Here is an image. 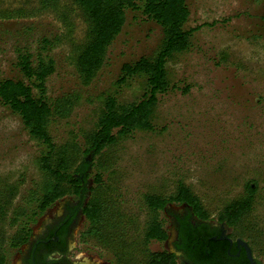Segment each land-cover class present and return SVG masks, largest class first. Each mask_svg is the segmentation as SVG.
Returning a JSON list of instances; mask_svg holds the SVG:
<instances>
[{"label":"rangeland","instance_id":"obj_1","mask_svg":"<svg viewBox=\"0 0 264 264\" xmlns=\"http://www.w3.org/2000/svg\"><path fill=\"white\" fill-rule=\"evenodd\" d=\"M186 3L190 16L184 28L197 29L189 49L167 62L175 87L160 96L154 119L157 130L136 131L111 146L103 158L105 182L114 187L111 193L120 200L125 223H129L128 237L137 240L148 219L146 194H171L182 181L200 197L210 219L217 220L229 202L245 194L247 182L255 180L253 208L234 232L264 261V0ZM87 30L83 12L73 0H0V78L20 76L18 48L34 54L43 51L56 63L47 83L49 96H65L74 102L70 113L56 116L51 125L58 143L94 128L107 95L114 94L121 102L137 100L144 91V80L133 78L119 85L122 65L155 56L163 41L159 24L147 20L140 10L127 9L126 22L108 48L103 66L90 84H84L75 58ZM44 40L51 42L46 50ZM41 149L20 116L0 104V192L7 185L18 188L8 216L0 221V234L5 238L0 251L6 254L7 264H16L28 244L20 249L9 246L16 229L10 218L41 181ZM62 199L38 217L33 235ZM160 217L171 234L165 211H160ZM85 228L82 216L78 254L85 252L107 264H118L109 247L95 237H82ZM147 247L170 250L169 240L152 241ZM132 255L139 258L142 253L138 249Z\"/></svg>","mask_w":264,"mask_h":264},{"label":"trees","instance_id":"obj_2","mask_svg":"<svg viewBox=\"0 0 264 264\" xmlns=\"http://www.w3.org/2000/svg\"><path fill=\"white\" fill-rule=\"evenodd\" d=\"M73 1L88 24L86 41L75 58L84 84H90L103 66L108 48L126 22L127 9L140 10L147 20L159 24L163 29V41L155 56H142L122 65L119 85L133 78L144 80V91L139 98L121 102L116 95H107L94 128L79 131L62 143L54 139L51 125L56 116L68 115L74 102L65 96L52 99L48 94L47 83L56 71L55 60L43 51L34 54L27 48L17 49L16 67L20 76L0 78V104L19 115L30 137L42 146L38 157L42 178L11 214L10 224L16 229L9 238V246L20 249L27 244L38 217L56 201L74 196L79 203L68 205L69 213L62 222L71 224L80 210L86 220L82 237H95L109 247L118 264H178L175 253L167 249L152 251L147 246L152 241L167 240L168 230L160 211L169 204H186L201 219H210L200 197L182 181L171 194H146L144 203L148 219L138 239L129 238V223H125L120 200L111 193L114 187L105 182L107 163L103 158L111 146L136 131L157 130L154 119L160 96L175 87L169 78L167 62L174 54L189 49L191 35L197 27L184 28L190 16L186 0ZM43 43L46 50L51 42L44 40ZM257 186L255 180L247 182L245 194L229 202L216 219L235 230L252 210ZM17 194L15 185H7L0 192V221L8 216ZM4 240L0 234V241ZM131 249H139L141 257L135 258ZM0 264H7L2 250Z\"/></svg>","mask_w":264,"mask_h":264},{"label":"flooded vegetation","instance_id":"obj_3","mask_svg":"<svg viewBox=\"0 0 264 264\" xmlns=\"http://www.w3.org/2000/svg\"><path fill=\"white\" fill-rule=\"evenodd\" d=\"M171 205L180 208L173 210L170 218L174 230L173 249L169 251L177 255L178 264H264L254 255L249 243L235 235L232 227L218 220L201 219L186 204H169L163 211ZM68 213L67 205L64 214L52 221L43 233L32 236L22 264H99L78 254L73 236L82 214L79 210L74 221L65 224L62 220Z\"/></svg>","mask_w":264,"mask_h":264},{"label":"water","instance_id":"obj_4","mask_svg":"<svg viewBox=\"0 0 264 264\" xmlns=\"http://www.w3.org/2000/svg\"><path fill=\"white\" fill-rule=\"evenodd\" d=\"M79 203V199L74 197V196H66L64 197L58 204L57 206L53 209V211L51 212V214L48 216V218L45 220V222L42 224V226L38 229V231L35 233L34 237H37L38 235H40L41 233L44 232L45 228L52 222L54 221L55 219H57L58 217L62 216L64 214V211H65V208L67 205H71V204H78ZM172 206V205H171ZM178 207L176 206H172V207H168L166 210H165V213L166 215L169 217V219L171 218V213L173 210L177 211ZM82 218V216H81ZM211 220H214L216 221L215 219H211ZM80 222H81V219L80 221L78 222V224L76 225V228L74 230V240L73 242L75 241L76 242V239H77V234H78V230H79V226H80ZM173 226H172V223H171V234H170V239H169V248L170 249H173V246H172V239H173ZM27 246L28 244L25 246V248L23 249V251L18 255V257L16 258V264H22V258H23V253L26 251L27 249ZM79 255H83V257H85L86 259H90L92 261H94L95 263H99V264H107L106 262L100 260L99 258L91 255V254H88V253H85V252H81L79 253Z\"/></svg>","mask_w":264,"mask_h":264}]
</instances>
